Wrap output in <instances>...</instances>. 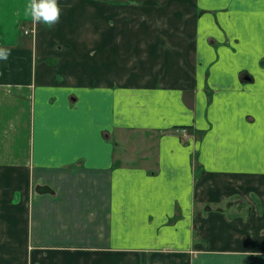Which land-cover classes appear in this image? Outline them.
<instances>
[{
  "label": "crops",
  "instance_id": "1",
  "mask_svg": "<svg viewBox=\"0 0 264 264\" xmlns=\"http://www.w3.org/2000/svg\"><path fill=\"white\" fill-rule=\"evenodd\" d=\"M27 2L0 0V264H264V0H58L51 29Z\"/></svg>",
  "mask_w": 264,
  "mask_h": 264
},
{
  "label": "clouds",
  "instance_id": "2",
  "mask_svg": "<svg viewBox=\"0 0 264 264\" xmlns=\"http://www.w3.org/2000/svg\"><path fill=\"white\" fill-rule=\"evenodd\" d=\"M25 15L32 24H43L49 29L60 22L62 8L58 0H28ZM11 54V48L0 46V61H6Z\"/></svg>",
  "mask_w": 264,
  "mask_h": 264
},
{
  "label": "rangeland",
  "instance_id": "3",
  "mask_svg": "<svg viewBox=\"0 0 264 264\" xmlns=\"http://www.w3.org/2000/svg\"><path fill=\"white\" fill-rule=\"evenodd\" d=\"M129 136L131 137V136H133V135H131V134H129ZM125 138H126V140L128 139V134H126L125 135ZM132 140L130 141V143L128 144V147H126L127 149H126V151L128 152V153H131V152H129V151H131V149H130V145H133V147H140V146H142L141 145V142L142 141H144V139H143V135L141 134V133H138L137 135H135V137H133V138H131ZM128 141V140H127ZM136 142V143H135ZM136 149H132V151H135ZM138 150H140V149H138Z\"/></svg>",
  "mask_w": 264,
  "mask_h": 264
},
{
  "label": "built area",
  "instance_id": "4",
  "mask_svg": "<svg viewBox=\"0 0 264 264\" xmlns=\"http://www.w3.org/2000/svg\"><path fill=\"white\" fill-rule=\"evenodd\" d=\"M178 130H180L183 134L186 135V130L184 128L183 129H178Z\"/></svg>",
  "mask_w": 264,
  "mask_h": 264
}]
</instances>
